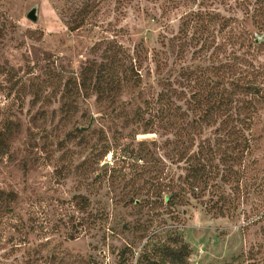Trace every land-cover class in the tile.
Masks as SVG:
<instances>
[{"label":"rangeland","instance_id":"rangeland-1","mask_svg":"<svg viewBox=\"0 0 264 264\" xmlns=\"http://www.w3.org/2000/svg\"><path fill=\"white\" fill-rule=\"evenodd\" d=\"M148 261L264 264V0H0V264Z\"/></svg>","mask_w":264,"mask_h":264},{"label":"water","instance_id":"water-1","mask_svg":"<svg viewBox=\"0 0 264 264\" xmlns=\"http://www.w3.org/2000/svg\"><path fill=\"white\" fill-rule=\"evenodd\" d=\"M27 17L31 20L37 19V8L35 6L29 10V12L27 13Z\"/></svg>","mask_w":264,"mask_h":264},{"label":"trees","instance_id":"trees-1","mask_svg":"<svg viewBox=\"0 0 264 264\" xmlns=\"http://www.w3.org/2000/svg\"><path fill=\"white\" fill-rule=\"evenodd\" d=\"M145 264H166L164 262H159V261H148L147 263Z\"/></svg>","mask_w":264,"mask_h":264}]
</instances>
